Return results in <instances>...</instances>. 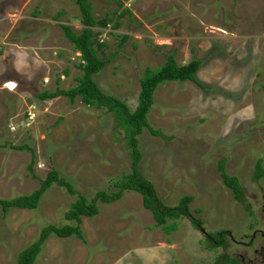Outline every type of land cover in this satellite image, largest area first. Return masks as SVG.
Wrapping results in <instances>:
<instances>
[{
	"label": "rangeland",
	"instance_id": "374dc122",
	"mask_svg": "<svg viewBox=\"0 0 264 264\" xmlns=\"http://www.w3.org/2000/svg\"><path fill=\"white\" fill-rule=\"evenodd\" d=\"M89 1L96 19L118 24L94 28L110 58L94 81L131 111L146 68L159 69L170 54L178 65L201 62L202 87L186 81L156 88L148 122L162 136L147 129L138 136L139 168L165 205L191 195V213L204 233L228 230L242 239L248 217L217 167L224 159L243 187V202L262 215L264 180L252 175L258 160L264 166V0ZM80 17L74 0H0L1 199L30 194L56 169L91 200L99 190L116 191L114 183L130 172L125 136L112 114L79 98L37 97L71 88L82 76L81 57L60 27L80 33ZM123 35L129 38L118 49ZM23 144L36 154L32 173L31 155L11 147ZM75 200L54 184L37 209L0 208V264H17L43 227L66 224ZM97 204L98 215L82 218L83 240L51 235L34 264H213L240 250L226 233V250L207 249L214 244L188 218L165 233L134 192Z\"/></svg>",
	"mask_w": 264,
	"mask_h": 264
},
{
	"label": "trees",
	"instance_id": "16d2710c",
	"mask_svg": "<svg viewBox=\"0 0 264 264\" xmlns=\"http://www.w3.org/2000/svg\"><path fill=\"white\" fill-rule=\"evenodd\" d=\"M78 6L81 19L80 22L83 29L80 33H76L71 27L61 25V29L67 41L71 43L74 49L80 54L81 64L78 69L82 72L81 77H76V85L61 89L56 87L53 92L47 90L37 95L41 101L52 100L58 97H66L70 102H74L77 98L89 107L95 109H104L107 113L113 115V118L119 128L122 129L126 145L130 156V172L124 173L121 179L114 183L116 191L108 192L99 190L94 197L89 200L86 196L78 192L74 186L64 177H62L56 169L47 172L44 179L39 181L37 189L28 195H22L11 199L0 198V208L3 213H7L12 208L34 210L37 209L44 193L54 184L65 189L67 194L75 196L76 200L70 205L65 212L64 218L66 224L62 226L47 225L40 230L37 240L30 244L27 248L19 252L17 256V264H34L39 256L46 240L55 235L58 238H68L75 236L83 240L81 229L82 218L94 217L99 214L98 202L103 204H111L120 200L126 192H134L141 196L142 206L148 210L154 219L156 227L161 228L165 233L170 234L177 229L176 221L181 218H188L194 228L202 230V223L196 219L190 210V204L193 201L191 195H183L176 206L165 205L157 196L153 184L142 175L139 168L141 153L139 150L138 136L147 129L154 136L161 137L162 132L152 128L148 122V114L153 106V96L156 88L167 82H186L195 83L198 87L202 84L197 80L196 74L199 70L201 62L197 59L191 60L186 65H178L172 54L166 57L165 63L156 70L146 68L143 76L139 80L140 91L138 95V103L134 111H131L128 105L119 98L106 94L94 81V75L100 73L109 63L110 58L103 54V43L98 40L99 32L94 28H105L110 25L118 28V24L112 22L109 17L96 19L92 12L89 0H74ZM118 5H122V0H118ZM130 14L129 11H125ZM58 17V16H57ZM56 18V17H55ZM129 38L123 35L118 43V49ZM101 53V54H99ZM116 54V52H115ZM64 75L67 71H64ZM17 151H25L31 155V162L28 170L33 172V165L36 161L34 150L28 145L11 146ZM218 172L223 185L233 194L234 199L241 203L247 210L248 206L244 204L243 187L239 179L229 175L225 169V160L222 159L218 163ZM253 180L262 178L264 180V166L262 161L258 160L255 164ZM169 221L171 223H169ZM226 231H218L216 235L207 233V239L214 246H207V249H215L218 246L225 247L226 243L223 234ZM217 240L216 236H220ZM213 264H238L233 259L221 258Z\"/></svg>",
	"mask_w": 264,
	"mask_h": 264
},
{
	"label": "flooded vegetation",
	"instance_id": "af4514ba",
	"mask_svg": "<svg viewBox=\"0 0 264 264\" xmlns=\"http://www.w3.org/2000/svg\"><path fill=\"white\" fill-rule=\"evenodd\" d=\"M233 200L236 201L234 197ZM241 206L244 209L249 221L246 223V229L242 233L243 238L240 240H234L231 232L224 230L229 238L232 239V243L237 244L238 247H240V250L234 251V253H232L228 258L233 259L238 264H264V203L260 206V213L262 215H258V217H255L256 214H254L249 207L246 210L242 204ZM248 223L251 224L249 225ZM204 235L206 236L207 234L204 233ZM225 243V247L218 246L217 248L226 250L227 242Z\"/></svg>",
	"mask_w": 264,
	"mask_h": 264
},
{
	"label": "built area",
	"instance_id": "2783aa9c",
	"mask_svg": "<svg viewBox=\"0 0 264 264\" xmlns=\"http://www.w3.org/2000/svg\"><path fill=\"white\" fill-rule=\"evenodd\" d=\"M48 82V80H45V83Z\"/></svg>",
	"mask_w": 264,
	"mask_h": 264
},
{
	"label": "water",
	"instance_id": "95a60500",
	"mask_svg": "<svg viewBox=\"0 0 264 264\" xmlns=\"http://www.w3.org/2000/svg\"><path fill=\"white\" fill-rule=\"evenodd\" d=\"M202 232H204V231L202 230Z\"/></svg>",
	"mask_w": 264,
	"mask_h": 264
},
{
	"label": "clouds",
	"instance_id": "9594fccd",
	"mask_svg": "<svg viewBox=\"0 0 264 264\" xmlns=\"http://www.w3.org/2000/svg\"><path fill=\"white\" fill-rule=\"evenodd\" d=\"M80 55V54H79Z\"/></svg>",
	"mask_w": 264,
	"mask_h": 264
}]
</instances>
